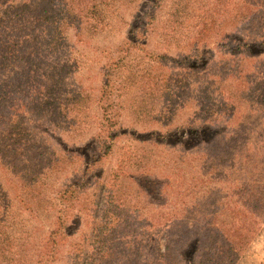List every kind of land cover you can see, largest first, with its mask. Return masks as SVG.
<instances>
[{
	"label": "trees",
	"instance_id": "trees-1",
	"mask_svg": "<svg viewBox=\"0 0 264 264\" xmlns=\"http://www.w3.org/2000/svg\"><path fill=\"white\" fill-rule=\"evenodd\" d=\"M2 1L0 0V165L20 180L21 188L18 189V194L22 190L23 194L19 195L22 207L38 212H48L52 208L57 213V222L47 240L46 250L37 251L29 261L30 257L24 255L21 245L24 240V228L18 223L16 227L8 217L13 206L10 205L0 182V263L55 264L61 252L66 251L67 245L62 248V238L58 240L59 237L69 239L74 235L70 234L72 228L77 225L86 210L87 215L84 216L89 220L92 218L94 223H97L103 218L104 223L96 230L98 232H95L96 235L91 238L88 246L76 244L73 250L75 264H124L128 261H131L129 264H188L195 260V257H199L196 264H226L230 261L239 264L251 249L253 239L263 233L261 223L264 221V173L258 178L253 176L249 177L250 179L232 181L228 168L235 170L243 163V149L236 145V138H230L222 153L216 151L207 155V159L205 153L200 155L199 170L187 176L182 182L184 184L174 182L158 187L149 172L143 173V159L150 166L155 162V156L150 154L151 150L145 154L137 152L138 154L133 156L124 154L117 164L116 172L111 174L115 180L124 177L132 180L145 199L142 201L143 206L158 204L156 202L160 201L159 199L165 202L168 200L179 213L188 214L197 208L194 205L199 204L197 200L202 196L205 201L203 208L206 211L199 217L201 220L198 231L191 235L189 230H184L181 242L185 246L176 247L178 250H173L169 245H159L155 241L149 242L143 232L135 229L134 223L127 222L121 228V220L125 218L116 214L112 206L108 209L100 208L99 194L94 198V205L88 198L82 199L88 181L96 178L100 184V169L92 171L90 168V171L85 172V176L71 179L60 189H52L54 179L64 172L65 160L55 151H51L50 146L45 143L47 141L43 137L40 138L32 127L36 123L47 121L59 129L77 130L83 125L81 114L87 111L94 100L89 93L73 89H64L67 97L60 98L58 92L61 86L66 78L73 76V70H76L79 64H75L72 57L53 63L51 56L57 51L64 34L72 28L87 31L93 37L108 33L112 25L111 15L126 0H16L21 3L13 0ZM167 2L168 0H142L138 3L135 6L137 11L133 21L127 24V37L106 50L108 54L105 55L110 59L106 61L100 75L101 89L97 98L100 104L98 107L101 108L104 104L101 124L104 133L96 139L100 148L108 141L113 145L114 142L125 139L128 144V140L133 137L128 133L135 137L137 134L153 135L150 138L153 141L156 137V131L153 130H157L154 126L162 125L163 116L170 114L167 115L166 111L176 108L175 104L179 99L176 95L178 93L174 91V80H165V69L158 71L159 66L171 61L173 67L185 63L195 71L198 70L195 67L197 63L206 62L202 40L204 41L214 28H218L220 21H212L211 25L206 23L201 30H194L191 34L184 33L180 27L185 24L181 21V13L185 14L187 4L184 9L181 8V3L173 8L170 6L166 21L159 23V12ZM210 2L216 12L222 8L227 9L226 0ZM35 7L37 9H34ZM248 20L249 17L238 13L235 23H240L242 28ZM206 21L207 19L203 20ZM225 22L228 20H224ZM200 24L197 23L192 28L198 29ZM32 26L34 27L30 31ZM158 36L162 38L168 50L173 48V52L171 50L161 53L150 49L151 41ZM247 39L234 42L228 35H224L216 43L221 57L232 59L228 55L237 56L240 63L230 69L226 66L199 91L203 99L196 102L195 106H198L199 110L188 127V132L191 131L192 137L199 142L208 140L202 138L204 135L216 139L219 125L217 120L222 114L234 116L236 113L233 112L237 106L264 104V81L255 77L256 72L264 69V40ZM183 59L185 61H182ZM137 63H140V67L134 69L133 65ZM223 75L227 78L233 75L236 80L234 85H228L232 88L228 101L225 100V91L229 90L226 84L219 83L220 86H217L216 82L217 78L222 79ZM114 76L120 78L118 85L112 83ZM114 88L117 90L113 95ZM130 92L133 96L131 100L134 111L131 112L134 124L145 128L144 131H138L134 127L126 130L120 120L111 117L112 112H117L118 108L122 109V106L118 105V99L123 103V96ZM160 108H163V115L159 114ZM147 125L151 128H146ZM144 142L149 143L147 140ZM110 152L107 147L105 155L109 156ZM105 158L99 154L96 159L88 162V165L97 166L104 162ZM250 158L247 156L246 162H249ZM168 166L174 168L178 164ZM129 168L132 170L129 171ZM221 169H224L227 183L224 192L231 193L229 198L237 207L233 211L225 210V214L219 216V205L222 203L212 195H208L205 200L203 194L208 186L214 187L213 182L222 181ZM105 187L108 188L107 185ZM105 187L102 189L107 190ZM112 187L116 189L117 182L113 183ZM123 190L126 189L122 186L116 192L117 201L111 199V203L117 202L116 204L121 205L119 199L124 195ZM210 190L212 193L216 189ZM138 191L131 192L134 195L139 194ZM108 200H105V204ZM54 203L56 209L53 207ZM114 208L117 210V207ZM101 210L103 217L100 215ZM68 213L74 219L66 220ZM212 214L213 217H210ZM163 218L160 216V219ZM172 218L180 220L186 219L187 216L182 218L181 215H174ZM224 218L234 224L231 230L219 226L218 220ZM228 230L230 232H227ZM181 242L175 243L176 246ZM201 245L206 246V252L202 254L196 249ZM61 260L62 258L59 261Z\"/></svg>",
	"mask_w": 264,
	"mask_h": 264
},
{
	"label": "rangeland",
	"instance_id": "rangeland-1",
	"mask_svg": "<svg viewBox=\"0 0 264 264\" xmlns=\"http://www.w3.org/2000/svg\"><path fill=\"white\" fill-rule=\"evenodd\" d=\"M13 1L21 3L16 0ZM133 1H135V3H133ZM141 1L142 0H126L125 3L121 4L117 11L111 15L110 20L112 25L106 34L101 36L99 34L93 37V35L87 31H78L74 28L68 30L64 34L62 42L58 45V49L53 53L51 59L53 63H57L66 57H72L75 60V64L78 63L79 66L76 70H73L72 77L65 79L58 94L60 98L62 97L64 99L67 97V94L64 93V89L83 90L87 94L89 93L94 101H91L87 111L81 114L83 117V125L77 130L59 129L47 121L36 123L34 127H32V130L38 132L39 137H43L45 141H47L45 143L50 146L51 151H55L65 160L63 164L64 172L59 175L58 178L54 179L55 181L52 183L53 190L64 187L71 179L85 176V172L90 171V168L92 171L100 169L102 170L100 172L101 177L99 178L100 184H98L96 178L88 181V184L84 187L81 196L82 199L88 198V201L94 205V198H97L96 195L99 194L101 196L99 202L100 208L108 209L112 206L116 214H121L122 217L126 219L121 220L123 221L121 228L124 227L127 222L134 223L135 229L143 232L149 242L155 241L159 245H169L173 250H178L176 247L185 246L183 245L184 243L181 242L184 230H189L191 235L198 231L201 220L199 217L206 211L203 208L205 201L202 196L197 200L199 204L194 205L197 206V208L192 209L188 214L179 213V210L175 209L173 204L170 205L168 200L165 202L159 199L160 201L156 202L158 204L143 206L142 201L145 199L141 196L142 193H139L138 188L131 182L132 180L126 179V177L115 180L111 174L116 172L117 164L123 159L124 154L133 156L138 154L137 152H143L145 154L148 150H151L150 154L152 153L153 156H155V162L150 166L147 165L146 160L143 159V162H145H142L144 167L143 173L146 174L149 172V176L155 177V179L152 177L151 179H153L158 187L163 184H172L174 182L184 184L182 182L185 181L187 176L199 170L198 158L200 155L205 153L207 159V155H212L216 153V151L218 153L221 151L222 153V150L228 144L230 138L231 140L236 138V145L239 149H243V153L241 152L243 154V163L235 170L228 168L232 181H241L244 178L253 176L258 178L262 176L264 173V104H252L244 107L237 106L233 112L236 113L234 116L225 113L222 114L221 117L219 116L217 120V124H219L218 134L215 140H213V137L210 135H204L202 138H207L208 140H200L199 142L192 137L191 131L188 132V127L192 119L195 118V115L197 116L199 110L198 106H195L196 102L203 99L199 91L206 83H210L209 79L213 78L216 73H221L226 66L230 69L236 67L235 65L237 63H240L237 56L228 55L232 57V59L221 57V51L219 53L216 46L217 41L224 35H228L234 42L245 38H248L247 40L249 41H251V39L264 40V0H226L227 9L222 8V10L218 12H216L211 5V0H187L186 2L184 0H168V2L164 4V9L159 12V23L166 21L169 7L172 6L173 8L178 3H181L182 9L185 8V4L188 5L185 14L182 15L181 13V21H184L185 24L180 27L184 30V33L188 32L191 34L194 30H201L206 23L211 25L212 21H220L218 28H214L213 32L204 38V41L202 40L205 45L204 53L206 54V62L204 64L197 63L195 67L198 70L195 71L185 65V63H183L184 65L182 66L173 67L171 61H167L168 63L166 65L159 66L158 71L160 69H165V80H174V91L178 93L176 95L179 99L175 104L176 108L166 111L167 115L168 113L170 114L168 116H163L161 119L162 125L157 124L154 126L157 127V130H153L156 131V137L153 141L150 140L153 135L141 136L137 134L135 137L132 133L126 132L133 136L128 140V144H126L125 139H123V141H116L113 145L108 141L100 148V144H98L96 139L99 138L101 133H104L101 127L104 117L102 112L104 104L101 108L98 107L100 104L97 98L98 92H100L101 89L100 75L103 72L104 65L107 63L106 61L110 59L105 53H107V48L113 47L116 43H119L122 39L127 37L129 32V25L127 26V24L133 21L135 12L137 11L135 10V6L141 3ZM2 2H4V0ZM178 8L179 5H177L176 9ZM34 9L37 8L35 7ZM238 13L250 18L247 24L242 28L240 23H235ZM205 19H207V21L203 22ZM224 20H228V22L224 23ZM197 23H201L200 27L198 29H193L192 27ZM33 27L34 26L30 28V31H32ZM150 49L163 53L164 51H171L173 48L168 50L162 38L158 36L154 37L151 41ZM182 61L185 60L183 59ZM133 67L134 69L139 68L140 63L133 65ZM250 67L253 69V65L250 64ZM124 77H126V75H124ZM255 77L258 80L264 81V69L256 72ZM119 82L120 78L118 76L112 78V83L118 85ZM216 82L218 83L217 86H220L221 83L226 84L229 90L225 91V100L230 98L232 95L230 90H232V88L228 85H234L236 83L235 76L232 75L227 78L226 75H223V78H217ZM116 90L117 88H114L113 95L116 93ZM131 93L132 92L123 96V103L118 99V105L120 107L122 106V109L118 108L117 112H112L111 117L120 120L121 125L125 127L126 130L134 127L138 131H144L145 128H139V126L134 124V116H132L131 112V110L134 111L133 102L131 100L133 96H131ZM109 103L112 105L111 101H109ZM162 109L163 108L159 109L160 115H163ZM77 117H79V115H77ZM145 127L148 128L150 126L147 125ZM144 139L149 143H145ZM107 147L111 150L109 156L105 155V149H107ZM152 147H154V149ZM99 154L106 157V160L97 166L90 167L88 162L96 159ZM247 156L251 157L249 162H246ZM172 164H178V166L170 168L168 165ZM131 170L132 168H129V171ZM220 171L222 173V181L213 182L212 185H214V187L208 186L203 194L205 200L208 195H212L222 203V205H219V208H221L218 212L219 216L225 214V210L233 211L237 207V204L233 203L229 198L231 193L227 191L224 192L227 183L225 182L224 169ZM212 173H215V171H212ZM19 181L17 176L0 165V182L3 189L6 191V197L10 205L12 204L13 206V208H11L12 213L8 217L11 219V222L15 223L16 227L18 223L24 228V240L21 242V245L24 255H29L30 261L37 251L46 250L47 240L56 227L57 213L52 208H50L48 212H38L36 210L29 211L24 206L22 207L20 203L21 197L19 195L23 193L21 190L20 194H18V189L21 188ZM116 182L118 187L115 189L112 187V184ZM106 185L108 188L105 187ZM122 186L126 190H123L124 195L119 199L121 205L116 204L117 202L111 203V199H113L114 202L117 201L115 195ZM102 187H105L107 190L102 189ZM210 188L216 189L217 191L214 190L210 193ZM131 191L134 193L138 191L139 194L133 195ZM105 200H108L106 204ZM22 202L24 203L23 199ZM86 205L90 207L87 202ZM54 206L55 203L53 204V207ZM114 207H117V210ZM102 210L100 215L103 217L104 213ZM85 212L86 210H84V215H87ZM215 213L216 212H214V214ZM214 214L210 217H213ZM84 215L81 216L77 225L72 228L70 234L74 233V235H71L69 239H66V237H59L58 240L62 238V248L65 244L67 245L65 246L66 251L64 253L61 252L59 256V260L60 258H62V260H58L55 264H75V254L73 250L76 244L88 246L91 238L97 234L98 231L96 232V230L104 223L103 218L97 223H94L92 218L89 220L88 217ZM174 215H181L182 218L186 215L187 218L176 220L172 218ZM160 216L164 218L160 219ZM126 217L129 218L127 219ZM72 219L74 218H71L68 213L66 220L70 221ZM218 224L220 227L226 229L230 228V230L234 225L227 221L226 218L221 221L218 220ZM230 230L227 232H230ZM261 230H263V233H260L259 236L256 237L257 239H253L250 247L251 249L245 254L239 264H264V221L261 223ZM177 242L181 243L176 246L175 243ZM196 249H199L201 254L206 252L205 245L196 247ZM115 251H117V248ZM198 259L199 257H195V260L188 262V264H196L198 263ZM29 263L30 262H26V264ZM129 263H131V261L124 264ZM157 264L160 263L157 262ZM179 264L184 263L179 262ZM226 264L233 263L230 261V263Z\"/></svg>",
	"mask_w": 264,
	"mask_h": 264
}]
</instances>
